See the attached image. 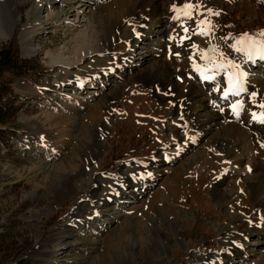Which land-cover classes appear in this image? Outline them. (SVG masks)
Masks as SVG:
<instances>
[{"label":"rangeland","instance_id":"rangeland-1","mask_svg":"<svg viewBox=\"0 0 264 264\" xmlns=\"http://www.w3.org/2000/svg\"><path fill=\"white\" fill-rule=\"evenodd\" d=\"M138 1L0 0V50L13 45L30 62L27 75L3 77L15 104L14 117L0 125V264H264V236L251 234L247 248L240 246L253 224L264 231V124L249 120L261 113L264 123V92H255L253 82L258 75L264 85V70L227 46L233 38L245 43L264 38V0H157L168 25L163 40L187 38L197 48L194 56L183 58L168 46L158 58L167 62L172 86L142 78L137 88L115 99L112 93L126 73L108 78L105 88V79L88 71L90 76L80 78L84 90L74 89L76 78L69 77L90 60L82 58L67 71L54 58L70 59L76 45L94 32L108 56L128 52L133 41L127 42L122 27L116 29L119 38L105 30ZM177 7L184 15L180 20L172 10ZM187 17L194 20L189 19L190 33L179 36L188 28ZM200 19L208 31L205 23V31L195 23ZM132 22L125 23L131 27ZM36 23L39 31L31 35ZM210 44L214 49L208 57ZM88 59L97 66V58ZM231 65L253 73L249 93L230 97L232 102L219 96L228 89L223 81ZM105 66L103 61L101 69ZM195 68L220 71L218 82L209 79L205 85ZM60 71L69 78L61 86ZM198 97L208 111L220 113L218 125L178 155L179 142L201 136L194 137L199 123L188 108ZM236 102L239 115L224 113ZM219 132L225 139L212 143ZM181 136L184 140L177 139ZM231 142L243 161L222 174L225 164L216 151ZM79 174L87 183H71ZM125 180L133 183L119 185ZM59 182L72 188L64 198L56 190ZM216 188L227 195L224 200ZM79 210L82 217L74 218ZM232 232L239 248L229 239ZM222 234L227 235L223 241ZM224 255L232 260H221Z\"/></svg>","mask_w":264,"mask_h":264},{"label":"bare ground","instance_id":"bare-ground-1","mask_svg":"<svg viewBox=\"0 0 264 264\" xmlns=\"http://www.w3.org/2000/svg\"><path fill=\"white\" fill-rule=\"evenodd\" d=\"M44 5H45V2H44ZM187 5H189V4H187ZM190 6H192L191 7L192 10L189 9V12H190L189 14H193L192 13L193 5H190ZM187 8H189V7H187ZM40 9H41V6H38L37 10L39 11ZM126 9L127 10H126V14H125L124 18L121 19V20L112 21L113 22L112 26L110 28H106L105 32L107 33V35L109 37V34L107 32V30H109V33L113 34L114 37L116 36V38H117L118 37L117 30L123 28L122 31L125 34V38L127 39V42H130L131 40L133 41L130 49L128 50V52L123 53L120 56L117 55L116 57H113L111 55L108 56V52H106L108 50V48L104 49L102 46L99 45V43L96 40V36L94 34V33H97V32H94L92 34V36L90 38H88L87 41L78 43L76 45V47L74 49V54H73V56L70 59L65 61V59H62L60 57L59 58L58 57L54 58V62L55 63L59 62V67H62L63 68L62 70L67 69V71H68V68L70 66L72 67V66L76 65L77 63H79L81 60H83L82 58H86V57H88V58H93V57L97 58V66H95V65L92 66V63L94 61L92 62L91 61L92 59H88L87 58L85 60L86 61L90 60V61H88L89 63H87L84 66L79 64L80 68H78L77 72L73 73V75H71L72 77H69V78H76L75 79V84H74V89L82 90L84 88V87H82L80 85V83L82 82V80H80V78L82 76H90V72H88V71H91V72H94V73L98 74L100 78H104L105 79V83H104V87L105 88H106L107 85L110 84L109 83L110 81H108V78H112L113 76H115V74L117 72L126 73L125 76L120 79L121 83H118L119 87L115 91H113V93H112V97H114L115 99H116V97L119 98L120 96L124 95L126 92H129L131 90V88L139 86V80H141L142 78L143 79L144 78H148L147 81H148V83L150 82L151 85H153L155 82L160 85V82L163 81L168 86H170L173 82L169 78H167V75H168V72H167L168 68H167V65H166L167 62L158 60V58H160L164 54V50L166 49V47H168V46L176 47L177 50H178V53H179L178 55L180 57H183V58L194 56V54L197 52V48H195L196 45L194 46V44L191 42V40L187 41V38H183L181 40H176L173 43L165 42L163 40L165 31H166L165 28L168 25H167V20L166 21L164 20L165 17L162 16L161 12L159 11V5H158L157 0H139L137 4L129 6ZM172 10H174V11L176 10L175 11L176 12V16H175L176 20H180V19L184 18V15H182L183 13L182 14L180 13L181 10L178 9V7L176 9H172ZM131 20H133L134 22H132L133 26L130 27V25H126L125 22L130 23ZM36 21H37V19H35V22ZM177 22L178 21H176V23H174V24H177ZM197 23L200 26V30L201 31H205V27H204L203 23H201L200 21H197ZM36 24L33 27L34 30H32V31L29 30L31 35H33L34 32H36L37 30L39 31V25H38V23H36ZM124 24H125V26H124ZM88 26H89V24H88ZM91 30H92V28L90 26L89 27V31H91ZM120 34H123V33H120ZM124 34H123V36H124ZM100 36H101V34H98V38ZM151 41H153V42L151 43ZM245 41H246V39H243V38H239V40H236V39L233 38V39H230L227 42V46L230 47L232 49V51H235V52H238V53H246L247 55H249L251 60L247 57L246 54H244V55H246V57L248 58L249 61H252V63H253L254 60H257V61H254V62H264V38L248 39L246 43H245ZM140 45H146V47H144L143 50L140 49L141 50L140 51L139 50V46ZM104 50H106V51H104ZM202 54L203 53H200V55H202ZM103 61L105 62L106 66L103 67L102 68L103 70H102L101 69V64H102ZM152 62H154L155 64L152 65L151 67H149ZM62 64H63V66H62ZM206 67H208V66H206ZM208 68H210V67H208ZM87 69H89V70H87ZM100 69H101V73H98L100 71ZM112 69H113V71L109 72ZM212 69H214V68H212ZM221 69L222 68H220L219 70H221ZM223 70L225 71V69H223ZM195 72H196L197 75L201 76L200 78L202 79V81H203V83L205 85L207 84L206 82L209 79H212V84L215 83V82H218L217 81L218 77L221 74L220 71L219 72L216 71L214 73H208L207 74V73L204 72V70L202 71L204 73H201L200 70L197 69V68H195ZM209 72H211V71H209ZM227 73L229 74V78H228V76H227V78L225 77V80L223 81V84L228 89L226 91H224L223 94L219 95L220 98L223 97L224 99L231 100L232 97H236V95L239 94V93H242V92H245V93L248 92L249 93V90L251 89L250 86H249L250 85L249 81H250V76L253 73H250V72H248L246 70H241L239 67L236 68V73L235 74H232V73H229V72H227ZM131 74H132V77L129 78V76ZM64 76H66V75L62 71H60L59 72V81L57 80L58 81L57 84H59L60 86L64 83V81H67L69 79V78H63ZM114 79H118V78H114ZM94 81H96V80H94ZM92 82H93V80L90 81V83H92ZM123 82H126V84H123ZM253 82L255 83V88H256L255 92L256 91L257 92H260V91L264 92V85L261 83V79L259 78L258 75L254 78ZM166 84H165V86H166ZM148 86H149V84H148ZM225 93H227L226 96H225ZM158 96H160V95H158ZM230 97H231V99H230ZM188 98H189V96H188ZM190 98H191V96H190ZM249 98H250L249 100L252 102V100H251L252 97H249ZM251 102H249V104L254 106L253 102L252 103ZM179 106H182V105H179ZM190 107H191V110H192V116L194 118H197L198 119V123H199L198 124L199 125V129L196 130L197 134L195 133V129L196 128L194 129V133L196 134L194 137H198L199 135H201V136H199L197 139H194V140H190L189 141V139H188L186 142H182V141L179 142V145L176 146V150H177L176 153H178V155H181V154L189 152L192 149L193 141H196L198 139L199 140L204 139V137H202V135H205L206 133H208L210 131V129H212V127L218 125L216 123L220 119V117H219L220 113H218L217 111H214V110H212V112L208 111L207 110V106L203 103V101H201L199 99V97L194 99L193 103L190 104L188 108L190 109ZM237 109H240V104L236 102L232 106L229 105L224 110V113L227 111V112H229L231 114H234V112ZM261 110H264V108H262ZM176 116H178V115H176ZM188 116L186 117L187 119H188ZM250 117H251L250 121L253 124H255V125H263L264 124L262 122V120H260L261 118H259V117H261V113L251 115ZM190 119H191V117H190ZM192 121H193V119H192ZM179 123H181V122H179ZM188 125H190V124H188ZM192 125H194V124L191 123L190 126L192 127ZM173 128L175 129V127H173ZM174 129H173V132L175 131ZM166 130H168V129H166ZM185 131L186 130H184L182 132L181 130H179L178 132L179 133L182 132V134L183 133L185 134ZM168 132H170V131H168ZM222 134H223L222 132H219V134L217 135V137L214 139V141L212 143H214V142L217 143L218 141L219 142L223 141L225 139L226 135L224 136ZM181 138L183 139L182 136L180 138H177V139L181 140ZM185 138H186V136H185ZM236 145H237V143H236ZM222 146H224V144ZM216 154H218V155H216L217 157L220 155L219 156L220 157V162L222 164H225L224 166L226 167V168L223 167L224 169L222 171V174L224 172H226L225 174H229V169L230 168H234L235 167L234 169H238V166H240L242 164V161H243L241 152L236 147L232 146V142H231V146L229 148L225 149L224 151H220V152L216 151ZM229 165H231V166H229ZM84 172H86V171H84ZM240 173H241V171H239V174ZM120 175H121V173L118 174L117 181H119V178L121 177ZM230 175H228V176H230ZM90 176H91V174H90ZM78 182L81 183L80 185H83V184L87 183L86 181H84L82 179V174H79L78 176H75L71 180V183H74V184L78 183ZM138 182L139 183L136 184V186L139 185V187H138V189H139V188H141L140 186H142V182L140 181V179H138ZM131 183H133V180L132 181L131 180L130 181L129 180H125L124 184H119V185L128 186ZM105 187H107V185H105ZM101 188H102V186H101ZM132 188L134 189V187H132ZM71 189L72 188H71V186L69 184L66 185V184H64L62 182H59L58 186H56V190L59 192V195H61V197H63V198L68 195V193H69V191ZM259 189H260V187H259ZM138 193L140 194L141 190L140 191L137 190V194ZM215 193H216L217 196H219V199L221 201L225 199V196H227V195H225V193L217 194V193H219L217 188H216ZM92 194H93V192H92ZM104 198H106V197L104 196ZM111 198H113L112 195L109 196V199H111ZM261 204L264 205V200H263V203H261ZM262 209H263L262 213H263V216H264V207H262ZM260 215L262 216V214H260ZM80 217H82V216H81V211L79 210L78 213L75 214L74 218H80ZM80 220L71 221L70 225L72 226L73 222H77V221H80ZM250 221H251V219H250ZM253 225L255 226V228H251V229L248 228L247 231L245 232L246 234L245 235L243 234L244 236L242 238H244V241H243L242 244L244 246L240 245L241 248H243V247L247 248L248 243H246V241H248L247 238H249V236L251 234L253 236H256V237L257 236H264V231H259L258 230L259 228H256V224H253ZM222 235H223V237H222V241H223L224 236H227V235H224V234H222ZM65 237H66V235H65ZM63 238H64V236H63ZM242 238H240V239H242ZM226 239H227V237H226ZM226 239H224V240H226ZM229 239L232 240L233 245L235 244L239 248V245H237V243H238L237 233H236V235H234L233 232L230 233ZM229 243L231 245V242H229ZM258 243H262V242L260 241ZM222 244H224V243H222ZM222 244H220V245H222ZM251 244L252 243H250V246H251ZM228 249H226V250H228ZM219 252H220V250H219ZM221 252H222V249H221ZM241 252L242 253H247L245 250L244 251L242 250ZM229 257H230V255L229 256H225L224 255L220 259L224 260L225 258H229ZM225 260H230L231 261L232 258L225 259Z\"/></svg>","mask_w":264,"mask_h":264},{"label":"trees","instance_id":"trees-1","mask_svg":"<svg viewBox=\"0 0 264 264\" xmlns=\"http://www.w3.org/2000/svg\"><path fill=\"white\" fill-rule=\"evenodd\" d=\"M27 65H30V62L20 58L15 46L7 45L0 50V125L4 126L11 117H14L15 104L11 97L12 92L3 77L6 73L15 78L23 77L27 75Z\"/></svg>","mask_w":264,"mask_h":264},{"label":"water","instance_id":"water-1","mask_svg":"<svg viewBox=\"0 0 264 264\" xmlns=\"http://www.w3.org/2000/svg\"><path fill=\"white\" fill-rule=\"evenodd\" d=\"M211 50H212V46H209V47H208L209 55L211 54Z\"/></svg>","mask_w":264,"mask_h":264},{"label":"snow or ice","instance_id":"snow-or-ice-1","mask_svg":"<svg viewBox=\"0 0 264 264\" xmlns=\"http://www.w3.org/2000/svg\"><path fill=\"white\" fill-rule=\"evenodd\" d=\"M185 7L187 8V7H189L188 5H185ZM227 95V93H225V96Z\"/></svg>","mask_w":264,"mask_h":264}]
</instances>
